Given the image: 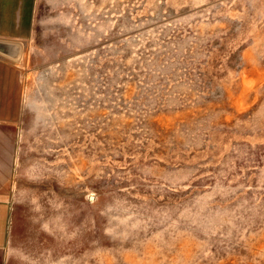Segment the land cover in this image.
<instances>
[{
    "label": "rangeland",
    "instance_id": "obj_1",
    "mask_svg": "<svg viewBox=\"0 0 264 264\" xmlns=\"http://www.w3.org/2000/svg\"><path fill=\"white\" fill-rule=\"evenodd\" d=\"M32 19L0 53L1 264H264V0Z\"/></svg>",
    "mask_w": 264,
    "mask_h": 264
},
{
    "label": "crops",
    "instance_id": "obj_2",
    "mask_svg": "<svg viewBox=\"0 0 264 264\" xmlns=\"http://www.w3.org/2000/svg\"><path fill=\"white\" fill-rule=\"evenodd\" d=\"M35 10L36 0H0V42H13V40L18 39L27 40L31 36L33 27L32 12ZM6 63L5 60L0 58V80L5 70H9ZM12 219L13 214H11L9 202L1 200L0 252L9 243Z\"/></svg>",
    "mask_w": 264,
    "mask_h": 264
},
{
    "label": "water",
    "instance_id": "obj_3",
    "mask_svg": "<svg viewBox=\"0 0 264 264\" xmlns=\"http://www.w3.org/2000/svg\"><path fill=\"white\" fill-rule=\"evenodd\" d=\"M0 53L6 56L16 57V46L8 42H0Z\"/></svg>",
    "mask_w": 264,
    "mask_h": 264
}]
</instances>
